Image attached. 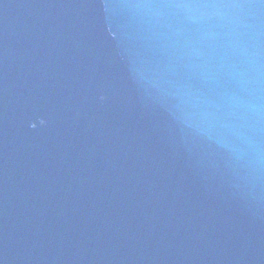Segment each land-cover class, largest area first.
I'll use <instances>...</instances> for the list:
<instances>
[{
    "label": "water",
    "instance_id": "1",
    "mask_svg": "<svg viewBox=\"0 0 264 264\" xmlns=\"http://www.w3.org/2000/svg\"><path fill=\"white\" fill-rule=\"evenodd\" d=\"M0 264H264V0H0Z\"/></svg>",
    "mask_w": 264,
    "mask_h": 264
}]
</instances>
